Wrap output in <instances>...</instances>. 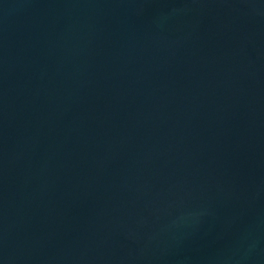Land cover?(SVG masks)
Segmentation results:
<instances>
[{
    "label": "water",
    "instance_id": "95a60500",
    "mask_svg": "<svg viewBox=\"0 0 264 264\" xmlns=\"http://www.w3.org/2000/svg\"><path fill=\"white\" fill-rule=\"evenodd\" d=\"M0 264H264V0H0Z\"/></svg>",
    "mask_w": 264,
    "mask_h": 264
}]
</instances>
